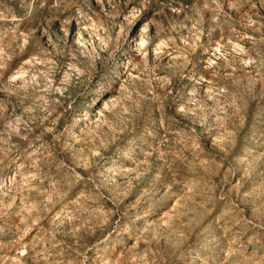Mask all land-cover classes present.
<instances>
[{
	"label": "rangeland",
	"instance_id": "obj_1",
	"mask_svg": "<svg viewBox=\"0 0 264 264\" xmlns=\"http://www.w3.org/2000/svg\"><path fill=\"white\" fill-rule=\"evenodd\" d=\"M0 264H264V0H0Z\"/></svg>",
	"mask_w": 264,
	"mask_h": 264
}]
</instances>
